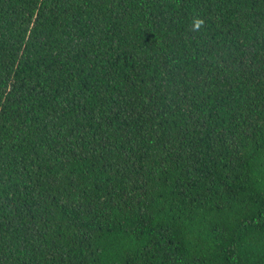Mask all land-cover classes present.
I'll use <instances>...</instances> for the list:
<instances>
[{
  "label": "trees",
  "instance_id": "trees-1",
  "mask_svg": "<svg viewBox=\"0 0 264 264\" xmlns=\"http://www.w3.org/2000/svg\"><path fill=\"white\" fill-rule=\"evenodd\" d=\"M0 264H264V0H0Z\"/></svg>",
  "mask_w": 264,
  "mask_h": 264
}]
</instances>
